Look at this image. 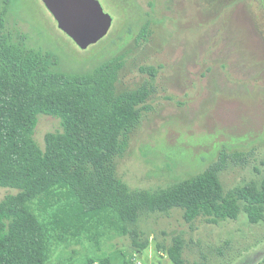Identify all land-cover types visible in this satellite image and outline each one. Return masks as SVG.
I'll return each instance as SVG.
<instances>
[{
  "label": "rangeland",
  "instance_id": "374dc122",
  "mask_svg": "<svg viewBox=\"0 0 264 264\" xmlns=\"http://www.w3.org/2000/svg\"><path fill=\"white\" fill-rule=\"evenodd\" d=\"M113 17L109 33L83 49L58 26L43 0H0L3 34L48 50L60 69L85 72L120 59L121 94L147 87L148 109L115 160L116 176L150 196L214 169L224 193L264 181V0H99ZM148 25L146 37L142 29ZM63 131L40 114L35 132ZM18 189L0 186V200ZM53 228L46 197L32 203ZM131 233L101 238V249L64 243L46 264H174L168 248L182 244L186 264H264V218L243 209L235 219L193 222L184 210L150 208L128 223ZM108 229L105 231L107 232ZM145 245V246H141ZM105 257V258H104Z\"/></svg>",
  "mask_w": 264,
  "mask_h": 264
},
{
  "label": "trees",
  "instance_id": "16d2710c",
  "mask_svg": "<svg viewBox=\"0 0 264 264\" xmlns=\"http://www.w3.org/2000/svg\"><path fill=\"white\" fill-rule=\"evenodd\" d=\"M24 40L0 39V186L18 189L0 200V264H46L70 242L100 250L102 237L128 235V223L150 208L180 207L187 222H217L237 218L243 203L252 222L264 218V181L225 194L214 169L153 196L132 191L116 176L115 160L127 151L150 90L116 93L120 59L67 72L54 53ZM40 114L63 127L46 134L44 148L35 139ZM41 197L54 211L51 229L32 208ZM167 251L174 264H186L179 241Z\"/></svg>",
  "mask_w": 264,
  "mask_h": 264
},
{
  "label": "water",
  "instance_id": "95a60500",
  "mask_svg": "<svg viewBox=\"0 0 264 264\" xmlns=\"http://www.w3.org/2000/svg\"><path fill=\"white\" fill-rule=\"evenodd\" d=\"M61 30L81 48L99 42L110 31L113 17L99 0H43Z\"/></svg>",
  "mask_w": 264,
  "mask_h": 264
}]
</instances>
